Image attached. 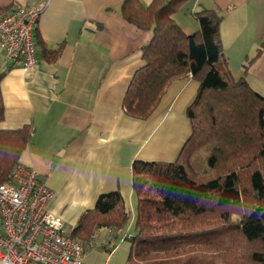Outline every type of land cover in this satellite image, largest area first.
<instances>
[{
  "label": "trees",
  "instance_id": "trees-1",
  "mask_svg": "<svg viewBox=\"0 0 264 264\" xmlns=\"http://www.w3.org/2000/svg\"><path fill=\"white\" fill-rule=\"evenodd\" d=\"M187 1L143 5L123 0L120 5L125 21L150 32L140 47L143 65L133 72L122 97L124 113L144 120L171 82L190 78L198 84L185 109L190 133L175 160L132 162L135 233L127 238V262L264 264V97L228 69L221 17L214 9L194 13L199 29L193 33L177 25L173 15ZM37 43L47 63L62 49V44L46 49L40 36ZM9 68L0 69V80ZM32 133L31 124L0 129V184ZM129 220L122 193L103 192L93 208L79 215L70 235L87 241L100 228L122 231Z\"/></svg>",
  "mask_w": 264,
  "mask_h": 264
},
{
  "label": "crops",
  "instance_id": "crops-1",
  "mask_svg": "<svg viewBox=\"0 0 264 264\" xmlns=\"http://www.w3.org/2000/svg\"><path fill=\"white\" fill-rule=\"evenodd\" d=\"M35 1L0 0V14ZM122 1L47 0L34 30V66L4 65L0 52V69L10 67L0 80V129L33 126L17 162L38 172L53 191L48 209L68 231L99 194L117 189L124 200L133 194L134 160L171 163L190 133L185 109L198 87L190 78L171 82L148 118L124 113L122 97L143 65L140 47L150 32L122 18ZM200 9H214L221 17L222 50L233 77H244L264 97V0H188L173 19L185 33H193L199 29L194 13ZM38 36L48 50L62 44L53 63L40 54ZM98 233L101 242L104 228ZM129 249L128 244L123 251L117 246L107 259L97 247L85 252L82 264H130Z\"/></svg>",
  "mask_w": 264,
  "mask_h": 264
},
{
  "label": "built area",
  "instance_id": "built-area-1",
  "mask_svg": "<svg viewBox=\"0 0 264 264\" xmlns=\"http://www.w3.org/2000/svg\"><path fill=\"white\" fill-rule=\"evenodd\" d=\"M46 3L36 0L0 14L4 65H18L22 70L34 66V30ZM52 198L53 191L38 172L19 162L12 166L7 180L0 184V264H82L85 252L97 247L108 259L118 242L130 237H119L117 229L108 227L101 242L98 230L87 241L73 238L62 220L49 211Z\"/></svg>",
  "mask_w": 264,
  "mask_h": 264
},
{
  "label": "rangeland",
  "instance_id": "rangeland-1",
  "mask_svg": "<svg viewBox=\"0 0 264 264\" xmlns=\"http://www.w3.org/2000/svg\"><path fill=\"white\" fill-rule=\"evenodd\" d=\"M8 177V176H7ZM7 180V179H6ZM5 180V181H6ZM125 203H126V207L130 213V220L127 224V226L121 231V230H118L119 231V235L121 237V235H126V234H129L130 236H132L134 233H135V230H134V227H133V222H134V215H135V206H136V198H135V195L134 193L130 196V197H127L126 200H125ZM105 229V228H104ZM105 231V230H104ZM121 231V232H120ZM106 232V231H105ZM99 236L100 234L98 233V241L100 240L99 239ZM105 237V235H104ZM103 237V238H104ZM128 237H125L124 240L125 242L121 241V242H118V246L120 247V251H123L124 247H126V245L128 244L130 246V242L127 240ZM120 253V252H119ZM115 260L113 259V262ZM109 264L112 263V261L108 262Z\"/></svg>",
  "mask_w": 264,
  "mask_h": 264
}]
</instances>
